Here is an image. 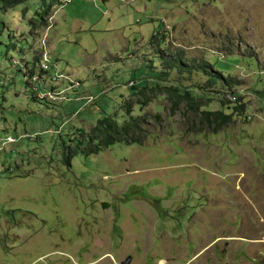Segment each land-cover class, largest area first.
I'll return each mask as SVG.
<instances>
[{"label":"rangeland","instance_id":"374dc122","mask_svg":"<svg viewBox=\"0 0 264 264\" xmlns=\"http://www.w3.org/2000/svg\"><path fill=\"white\" fill-rule=\"evenodd\" d=\"M14 5L0 0V264H264V0H72L45 23L43 0ZM203 62L237 89L213 92ZM172 85L247 117L189 131ZM128 100L161 115L153 137L85 155Z\"/></svg>","mask_w":264,"mask_h":264},{"label":"trees","instance_id":"16d2710c","mask_svg":"<svg viewBox=\"0 0 264 264\" xmlns=\"http://www.w3.org/2000/svg\"><path fill=\"white\" fill-rule=\"evenodd\" d=\"M6 3V7L10 8L15 6L16 0H3ZM56 2H59V0H50V3L48 4V0H43V5L45 6V11L43 15L40 17L39 22L34 23H41L44 21V18L46 15L50 14L51 12H54V5ZM7 8H4L5 11H7ZM45 16V17H44ZM45 23V21H44ZM169 69L176 68L177 65L173 61H168ZM213 65L207 64L205 62L201 63L200 65H196L195 69L198 71H203L205 74L210 75V78L208 79V84L211 87L215 86V89L212 90L213 92H221L219 89H216L218 86L219 79L223 81L224 86H228L232 89L230 90H236L235 87H237V83L235 82L232 77H225L223 74H221V70L212 72ZM224 68V67H222ZM148 70V69H147ZM216 70V69H215ZM149 71V70H148ZM150 76L152 75L149 71ZM153 78V77H150ZM149 81V79H147ZM144 81H146L144 79ZM133 90H136L137 87L131 86ZM144 90L147 89V86L145 85ZM153 90V88L151 89ZM167 97L172 103V111L177 110V108L180 107L183 103L186 105L187 112L191 113L194 117L189 119V131H195V132H202L203 129L207 128L211 130L212 132H219L223 130L224 127H228L231 124L234 123V113L235 116H244L245 113V105H232L236 103L225 101L223 102V105L226 106L231 112L228 113L226 110H216L211 111L207 109L205 98H204V90H207L205 86H199L196 93L194 94L193 91L190 89H181L180 87L176 86H169L165 87ZM134 94H141L144 98L143 101H138L141 106H147L149 97L143 92L140 93H134ZM232 94H234V97L239 99V103L242 100V97L237 95L238 92L234 91ZM209 102V101H207ZM229 104V106H228ZM126 110V119L123 123H119L115 115H106L102 118H100L92 127V129L89 131V133L83 134L84 140H80L79 145H82V148L80 149L85 155L91 156L95 154H99L102 151L118 144V143H125L128 145H143L146 141V139L153 137L151 135L150 130V119L153 117V123L157 124L161 122V115H155L152 116L150 114H139L135 115V107L133 105L132 101H126L124 106ZM205 108V109H203ZM199 119V121L197 120ZM70 150V149H69ZM71 157L68 158V163L70 162ZM145 198V197H144ZM117 230V228H115Z\"/></svg>","mask_w":264,"mask_h":264},{"label":"built area","instance_id":"2783aa9c","mask_svg":"<svg viewBox=\"0 0 264 264\" xmlns=\"http://www.w3.org/2000/svg\"><path fill=\"white\" fill-rule=\"evenodd\" d=\"M122 2H124V0H122ZM71 3H72V0H59V4H60V6H62V9H63L64 5H66V4L70 5ZM42 56H43V60H42L43 70H48L50 68L49 62H50L51 57L47 52L42 53ZM57 77L61 78V79L63 78L65 80L70 79L68 76H64V75H58ZM58 78H55L54 80H57ZM78 85L79 84L77 83L76 87H78ZM53 94H56V93H49L48 95L52 98ZM89 100H91V99H89Z\"/></svg>","mask_w":264,"mask_h":264},{"label":"water","instance_id":"95a60500","mask_svg":"<svg viewBox=\"0 0 264 264\" xmlns=\"http://www.w3.org/2000/svg\"><path fill=\"white\" fill-rule=\"evenodd\" d=\"M132 263V257H129L127 261L123 262V264H131Z\"/></svg>","mask_w":264,"mask_h":264}]
</instances>
